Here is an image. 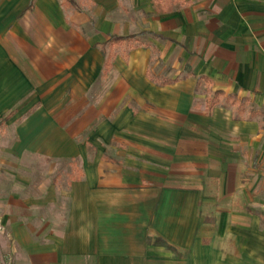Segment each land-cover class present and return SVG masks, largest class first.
Instances as JSON below:
<instances>
[{
    "label": "crops",
    "instance_id": "0c3cea01",
    "mask_svg": "<svg viewBox=\"0 0 264 264\" xmlns=\"http://www.w3.org/2000/svg\"><path fill=\"white\" fill-rule=\"evenodd\" d=\"M247 175L264 0H0L2 264H264Z\"/></svg>",
    "mask_w": 264,
    "mask_h": 264
},
{
    "label": "rangeland",
    "instance_id": "374dc122",
    "mask_svg": "<svg viewBox=\"0 0 264 264\" xmlns=\"http://www.w3.org/2000/svg\"><path fill=\"white\" fill-rule=\"evenodd\" d=\"M143 39L146 42L148 41L147 37H143ZM151 69L153 71L154 75H168V76H176V77H182L186 75L187 71H182L181 73H178L180 70L178 65L176 67H171L170 64L165 63L162 61V59L159 57V54H155L152 59ZM260 176L255 175H247L245 177V183H246V190L241 193V199H242V207L239 206L238 208L244 209L249 211L251 214H256L259 216H264V206L261 204V197L264 196V192H260V185L263 181L262 177L259 181ZM259 181V183H258ZM249 200V202H248ZM237 207H235L236 209Z\"/></svg>",
    "mask_w": 264,
    "mask_h": 264
},
{
    "label": "trees",
    "instance_id": "16d2710c",
    "mask_svg": "<svg viewBox=\"0 0 264 264\" xmlns=\"http://www.w3.org/2000/svg\"><path fill=\"white\" fill-rule=\"evenodd\" d=\"M147 35H151L153 37H157V38H163L160 35L155 34L154 32H150V31H142L138 34H131V35H125V36H119V35H112L110 37V39L103 44V49L109 45V44H120V43H124V42H133V41H141V38ZM155 81L161 83V84H169L172 83L174 80L171 79H159V78H154ZM220 95H224L223 92L219 91L216 92L215 96L211 99H209L208 101V108L212 109L214 105H216L219 102V96ZM159 242L161 244H163L164 246L173 249V247L171 245H169L165 240L163 239H159Z\"/></svg>",
    "mask_w": 264,
    "mask_h": 264
},
{
    "label": "built area",
    "instance_id": "2783aa9c",
    "mask_svg": "<svg viewBox=\"0 0 264 264\" xmlns=\"http://www.w3.org/2000/svg\"><path fill=\"white\" fill-rule=\"evenodd\" d=\"M4 231H5V226L2 222V220L0 219V234L3 233ZM0 264H2L1 258H0ZM5 264H8V263H5Z\"/></svg>",
    "mask_w": 264,
    "mask_h": 264
}]
</instances>
